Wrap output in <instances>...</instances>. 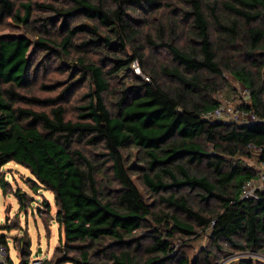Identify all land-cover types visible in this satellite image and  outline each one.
Returning <instances> with one entry per match:
<instances>
[{
  "label": "trees",
  "instance_id": "obj_1",
  "mask_svg": "<svg viewBox=\"0 0 264 264\" xmlns=\"http://www.w3.org/2000/svg\"><path fill=\"white\" fill-rule=\"evenodd\" d=\"M67 1L74 6L59 14L81 13L113 31L119 40L106 38V53L116 45L125 51V40L138 36L129 11L160 5L158 0ZM183 1L189 6L184 14L190 43L181 46L174 33L159 44L175 63L162 70L175 85L158 82L155 74L150 80L133 75L134 81L119 90L112 112L105 100L112 81L142 63L144 55L112 60L108 68L79 57L66 66L89 75L94 91L84 95L76 120L66 117L60 96L20 92L29 85L32 41L24 35L0 36V172L16 162L30 170L35 191L54 194L60 244L44 264H200L176 251L173 241L203 234L209 239L201 253L206 264L237 251L264 256V190L257 197H241L244 183L258 176L243 161L251 157L249 146L264 148V0ZM34 6L44 7L33 0H0V18L28 25ZM67 27L64 22L62 29ZM81 29L69 28L61 42L53 41L64 62ZM39 43L54 50L48 42ZM225 74L244 86L250 102L240 108L253 111L258 121L203 118L219 104L213 94ZM132 174L157 197L158 210L145 201ZM0 186L5 188L2 178ZM16 196L22 208L30 199L19 191ZM151 220L161 228H152ZM2 229L0 244L8 248ZM28 246L20 250L21 264L30 262ZM8 262L13 264L9 257Z\"/></svg>",
  "mask_w": 264,
  "mask_h": 264
},
{
  "label": "rangeland",
  "instance_id": "obj_2",
  "mask_svg": "<svg viewBox=\"0 0 264 264\" xmlns=\"http://www.w3.org/2000/svg\"><path fill=\"white\" fill-rule=\"evenodd\" d=\"M33 1L44 7L34 6L33 19L30 24L19 25L11 19L0 18V36L24 35L32 41L28 52L30 60L29 85L22 88L20 92L41 98L60 96L61 102L66 108V117L76 120L79 112L78 107L86 102L84 95L94 91V87L89 75H85L86 73L78 68H75L76 72H73L66 66V63L73 64L72 60L85 57L87 60H93L102 67L108 68L112 64V60L132 57L136 53H142L144 61L142 63L137 61L115 77L110 90L105 94V100L112 112L117 111V102L121 96L119 90L134 81L133 75L140 79L150 80L149 77L152 79L151 75L155 74L158 82L167 86L175 85L174 80L162 71L164 67L174 66L175 63L167 47L159 44L162 40L172 37L174 33L180 35L178 43L181 46L190 43L189 21L184 14L189 6L183 0H158L160 5L152 9L135 8L129 11L130 23L139 30V34L131 42L125 40L127 43L125 51H118L120 46L116 45V49L108 53L103 52L102 44L105 43L106 38L118 42L119 39L113 34V31L101 26L96 20H88L81 13H73L68 16L59 14L66 9H71L74 3L67 0ZM16 3L18 8L19 1ZM110 4L113 5V2L110 1ZM48 6H53L55 9H50ZM53 17L56 18L54 22L51 20ZM64 22H68L67 29H62ZM80 27L83 29L78 30L74 38L72 56L64 59L66 60L64 62L55 51L57 45L53 41L61 42L68 34L69 28ZM39 41L50 43L54 50L40 44ZM213 98L219 104H231L236 107L250 102L245 94L244 86L230 74H225L219 82V89L213 94ZM33 108L47 111L50 109V107L41 106ZM92 151L94 150L87 149L89 153ZM259 160L253 156L243 159L244 163L255 169L258 174L264 171ZM106 174H109V171ZM0 178L5 181V188L0 186V226L3 228L1 232L7 235L8 257L13 260V264H21L20 250L27 251L30 243V261L51 258L53 251L60 244L61 231L56 220L58 207L54 194L45 188L35 191L34 177L30 170L13 161L1 169ZM132 179L145 201L158 210L161 206L157 202V197L147 190L139 175L132 174ZM17 191L30 197L23 208L16 196ZM149 224L152 225V228L160 227L152 220ZM147 232L151 234L149 231H143L142 234H147ZM148 241H150L149 238L146 242ZM173 242L176 251L187 254L191 259H199L200 264H206L201 253L209 247L207 235L203 234L196 240L177 237ZM40 249L41 251H39ZM243 259L264 261V256L252 252L237 251L234 254L226 255L219 263L212 261V264H238ZM7 263L9 264V262Z\"/></svg>",
  "mask_w": 264,
  "mask_h": 264
},
{
  "label": "built area",
  "instance_id": "obj_3",
  "mask_svg": "<svg viewBox=\"0 0 264 264\" xmlns=\"http://www.w3.org/2000/svg\"><path fill=\"white\" fill-rule=\"evenodd\" d=\"M246 96L248 92L245 90ZM203 118L209 121L222 120L225 122H254L258 121V117L251 110H246L240 107L232 106L231 104L221 103L216 107L203 113ZM249 151L251 156L261 159L264 148L250 145ZM260 162V160H259ZM264 168V162H261ZM264 190V171L260 172L255 179L247 180L242 186L241 197L253 198L257 197L259 191ZM8 252L4 244H0V264H8ZM29 264H44V260H32Z\"/></svg>",
  "mask_w": 264,
  "mask_h": 264
},
{
  "label": "crops",
  "instance_id": "obj_4",
  "mask_svg": "<svg viewBox=\"0 0 264 264\" xmlns=\"http://www.w3.org/2000/svg\"><path fill=\"white\" fill-rule=\"evenodd\" d=\"M260 164H261V162H260ZM262 165V164H261Z\"/></svg>",
  "mask_w": 264,
  "mask_h": 264
},
{
  "label": "water",
  "instance_id": "obj_5",
  "mask_svg": "<svg viewBox=\"0 0 264 264\" xmlns=\"http://www.w3.org/2000/svg\"><path fill=\"white\" fill-rule=\"evenodd\" d=\"M39 251H41V249Z\"/></svg>",
  "mask_w": 264,
  "mask_h": 264
}]
</instances>
